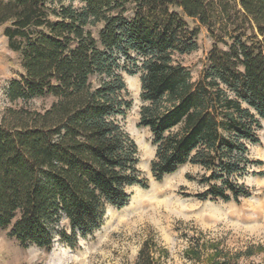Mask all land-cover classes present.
<instances>
[{
    "label": "trees",
    "instance_id": "1",
    "mask_svg": "<svg viewBox=\"0 0 264 264\" xmlns=\"http://www.w3.org/2000/svg\"><path fill=\"white\" fill-rule=\"evenodd\" d=\"M189 21L214 41L195 81L181 62L199 49ZM0 28L22 70L9 101L52 100L0 124V230L22 247L75 248L147 188L123 125L126 75H140L158 182L191 166L198 200L252 196L241 180L263 166L249 152L264 123V0H0ZM135 264H159L151 244Z\"/></svg>",
    "mask_w": 264,
    "mask_h": 264
},
{
    "label": "rangeland",
    "instance_id": "2",
    "mask_svg": "<svg viewBox=\"0 0 264 264\" xmlns=\"http://www.w3.org/2000/svg\"><path fill=\"white\" fill-rule=\"evenodd\" d=\"M189 23L200 29L199 49L181 62L195 81L214 41L206 28L194 21ZM100 28L93 29L94 35ZM21 73L20 57L9 49L0 28V124L8 109L42 111L52 102L46 99L12 104L7 97L8 87ZM124 79L133 106L123 125L138 147L139 170L148 181L147 188L134 187L127 206L108 210L101 229L81 238L75 248L60 243L49 252L35 246L22 247L8 231L0 230V264H135L146 242L152 245L159 264H264V176L254 175L264 172V123L258 133L260 144L251 146L249 152L250 159L263 166L251 168L241 180L252 196L240 203L201 201L196 196L205 188L187 178L197 176V168L182 167L160 182L154 178L151 162L156 148L152 134L139 126L145 105L140 75H126ZM136 198L141 200L137 207Z\"/></svg>",
    "mask_w": 264,
    "mask_h": 264
},
{
    "label": "bare ground",
    "instance_id": "3",
    "mask_svg": "<svg viewBox=\"0 0 264 264\" xmlns=\"http://www.w3.org/2000/svg\"><path fill=\"white\" fill-rule=\"evenodd\" d=\"M151 193H152V192H149V194H151ZM138 195L141 196L140 193H139ZM143 195H145V194L143 193ZM146 195H147V193H146ZM150 196H153V194L150 195ZM134 200H135V199H134ZM134 204L136 205V207L139 206V205L141 204V200H140V198H136Z\"/></svg>",
    "mask_w": 264,
    "mask_h": 264
},
{
    "label": "crops",
    "instance_id": "4",
    "mask_svg": "<svg viewBox=\"0 0 264 264\" xmlns=\"http://www.w3.org/2000/svg\"><path fill=\"white\" fill-rule=\"evenodd\" d=\"M249 258L251 257V256H248Z\"/></svg>",
    "mask_w": 264,
    "mask_h": 264
}]
</instances>
